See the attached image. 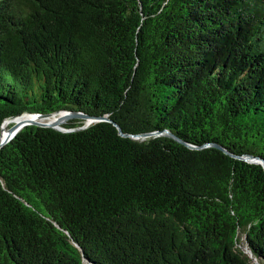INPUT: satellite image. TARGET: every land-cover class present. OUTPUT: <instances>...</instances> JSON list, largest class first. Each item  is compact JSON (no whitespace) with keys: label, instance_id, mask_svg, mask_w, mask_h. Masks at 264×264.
<instances>
[{"label":"trees","instance_id":"trees-1","mask_svg":"<svg viewBox=\"0 0 264 264\" xmlns=\"http://www.w3.org/2000/svg\"><path fill=\"white\" fill-rule=\"evenodd\" d=\"M63 110L264 158V0H0V136ZM0 264H264V169L28 126L0 150Z\"/></svg>","mask_w":264,"mask_h":264},{"label":"water","instance_id":"water-1","mask_svg":"<svg viewBox=\"0 0 264 264\" xmlns=\"http://www.w3.org/2000/svg\"><path fill=\"white\" fill-rule=\"evenodd\" d=\"M55 114H63V115L56 122H42L43 119L50 118ZM25 115H28L30 117L34 116L35 119H31V121H27V122H23V121L16 122L10 128V131H9L10 137L6 140H3L2 139V130H3L4 122H6L7 120L18 119V118H21ZM72 120L73 121L74 120L84 121V122H81L84 124L80 127L71 128V129L64 127L66 124H68ZM87 121H89L90 124H89V122L87 124ZM103 121L112 123L117 128L119 134L125 138L130 137V138L135 139V140L144 141V140H147L149 138L165 136V137H169V138L176 140L177 142L183 144L184 146H186L192 150H203L206 148H215L217 150L222 151L224 154L230 156L231 158H234L237 160H242V161L249 163V164L260 165L264 169V158H262L261 156H255V155H251V154L237 155V154H234L233 152H231L229 149H227L223 145H220V144L214 143V142L206 143V144L200 145V146L199 145H192V144L188 143L187 141L183 140L182 138H180L179 136L175 135L174 133H172L169 130H160V131L148 132V133L137 134V135L127 134L122 130V128L116 122H114L112 119L109 118V115L97 117V116H92V115H89V114H86L83 112L71 111V110H63V111H58V112L49 113V114L24 113L22 115L14 116V117H11V118L4 120V122L1 126L0 150L5 145H7L9 142H11L23 129H25L28 126H36V127H40V128H52V129H56V130L61 131V132H74V131H80V130L87 129L91 125L98 123V122H103Z\"/></svg>","mask_w":264,"mask_h":264},{"label":"bare ground","instance_id":"bare-ground-1","mask_svg":"<svg viewBox=\"0 0 264 264\" xmlns=\"http://www.w3.org/2000/svg\"><path fill=\"white\" fill-rule=\"evenodd\" d=\"M62 115L63 114H55L50 118L43 119L42 122H56L60 119V117ZM31 119H35V117L34 116L30 117L28 115H25L21 118L14 119V120H7L6 122H4L3 130H2V139L6 140L10 137L9 131H10V128L13 126V124H15L16 122H19V121H23V122L31 121ZM10 123H13V124H12V126L8 127V124H10Z\"/></svg>","mask_w":264,"mask_h":264},{"label":"rangeland","instance_id":"rangeland-1","mask_svg":"<svg viewBox=\"0 0 264 264\" xmlns=\"http://www.w3.org/2000/svg\"><path fill=\"white\" fill-rule=\"evenodd\" d=\"M72 121H73V120H72ZM72 121H71V122H72ZM79 122H84V121L75 120L74 123H75V124H78ZM85 122H86V121H85ZM88 122H89V121H87V124H88ZM69 123H70V122H69ZM12 124H13V123L8 124V127L11 126ZM83 124H84V123H83ZM89 124H90V122H89ZM244 250H245L247 253H250V252H249L250 250H249V249H248V250L245 249V247H244Z\"/></svg>","mask_w":264,"mask_h":264}]
</instances>
